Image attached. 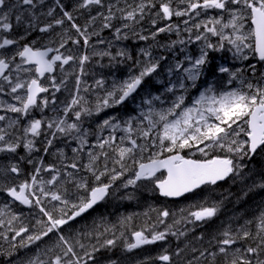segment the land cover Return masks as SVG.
<instances>
[{
    "label": "snow or ice",
    "instance_id": "obj_1",
    "mask_svg": "<svg viewBox=\"0 0 264 264\" xmlns=\"http://www.w3.org/2000/svg\"><path fill=\"white\" fill-rule=\"evenodd\" d=\"M57 4L62 8L63 5L56 0ZM102 0H83L81 7H88L89 5H100ZM184 2V0H181ZM7 0H0V9L6 6ZM24 5H33V0H22ZM229 4L242 5L243 9L247 12V17L243 15L239 8L230 10V20L228 23L221 25L220 30H217L215 25L221 24V20L217 19L213 23L212 27H208L205 24V28L208 32L213 35H220L222 40L228 41L232 46H234L236 53H242L243 49H250L253 53L258 54L259 59L264 61V0H187V8L184 11L175 10L170 6L169 3H161L160 8L164 17L171 18L172 16H183L187 15L189 11L196 9H220L229 10L227 6ZM144 5H140V11L143 12ZM52 9L49 10V15L52 14ZM199 14V13H197ZM64 16L68 20H72V15L65 11ZM128 19L135 18V12L129 11L127 13ZM17 23L21 22V16L17 15L15 17ZM249 19L251 21L252 27L247 33L242 30L244 28L243 21ZM63 20L57 19L55 24H62ZM187 23V21H185ZM52 27L51 24L47 25L46 28L40 29L41 31H46ZM73 27L80 29L77 25L73 24ZM109 27V25H105ZM197 28L200 25H196ZM231 28L232 33L230 35H223V30L226 28ZM13 24L9 22V13H0V30L5 32L11 31ZM171 30V26H169ZM159 31H165L161 28ZM119 32V29H117ZM81 36H84L83 32H80ZM146 39V37H141ZM2 42H0V49H5L7 46L16 43L15 40L3 37ZM197 40L201 39L200 36L196 37ZM87 43V37H85V44ZM63 47V45H61ZM207 48H215L214 45L207 44ZM223 47V45H221ZM53 49L48 48L41 50L39 48H33L31 46H24L21 51H18L11 58L0 57V93L4 91V84H7L11 90V93H17L18 89H26V94L22 98L19 95H15L14 99L20 101L21 106L16 107L14 104L7 105V109L15 112L28 114L29 110L37 106L38 97L40 93H45L48 91L46 87L41 86L39 78H33L30 81H23L19 76V71L28 72L30 69H21V65L17 64V76L15 81L13 80L11 72L7 75L6 70L10 69L11 61H14L16 56L22 58L23 63L34 65V71L38 74V77H43L46 73H51L54 69V65L57 61L63 62V64H68L70 60L73 59L72 56L62 57L61 55H55L49 58V52ZM147 54V53H146ZM120 55H125L121 52ZM247 58V57H244ZM88 56H83L81 58V63L86 61ZM187 59H191L188 57ZM207 51L202 50L199 58L195 59L192 63L191 68H184L183 71L187 73V79L195 81L201 75V68L207 65ZM159 67V62L151 63L146 66L138 76L131 77L130 79L123 82L122 85L117 89L119 95L116 92H109L107 97L103 99L96 108L99 112L101 107H111L123 103L132 93H134L137 88L142 84L146 76L151 75L156 72ZM182 65L178 62L176 68H181ZM219 72H229L226 67H219ZM172 69H169L171 72ZM235 77L236 73H231ZM231 81H229L230 83ZM102 83V82H97ZM180 88H184L183 82L179 84ZM247 88L249 91H242L240 89H233L225 92H216L213 88L209 87L204 92H201L199 97L196 98L191 106H184L185 97L183 95L177 97L173 102L172 107L168 108L166 111L154 113L152 109H149L147 113H142L149 123L150 128L157 127V124L162 122V134L159 136V148L160 151L155 154V158H150L148 163H138V171L135 172L134 178L127 181V185H135L137 181L140 180H153L159 192L166 197H180L185 193L192 192L193 190L199 188L202 185L216 184L218 181L224 180L230 175L237 172L238 168L242 165H237L234 160L228 156H214L207 159H192L186 158L181 155L180 152L184 149L196 148L197 151L202 153L205 157L208 156V152L205 149L220 148L224 149L229 153L237 154L241 159L247 156L251 158V155L257 152V149L264 148V87H255L252 84H248ZM254 88V91H252ZM58 90V86H57ZM171 91L172 89H168ZM159 99V97H156ZM111 101V103H110ZM80 103L79 99L73 98L71 104L68 108H65V113L70 110L72 105H77ZM151 103V101H149ZM48 100L43 99V105H47ZM4 105L0 104V107ZM177 109L180 111L177 112ZM84 113L90 114V110L87 108L83 109ZM153 115L158 117V120L153 119ZM81 116V112H75V117L77 121ZM169 117H174L169 119ZM5 116L0 115V120H4ZM13 123H16L15 121ZM42 123H45L48 128L56 127L60 133L67 134L71 130L79 131L78 124L76 122L70 123L67 127H63L65 121L60 120L58 122H42L37 119L30 123L26 132L31 133L34 137L40 135V130ZM105 126H111L113 129L119 127L118 124H112L109 120L104 121ZM235 125V127H233ZM128 133L133 132L131 122H128V127L126 128ZM241 133L244 134L246 139L239 140ZM149 131L141 130L140 135L147 138L149 136ZM5 135L3 129H0V141L5 140ZM114 137H110L109 140H105L100 147L103 148L105 144H109ZM124 138H121L123 142ZM131 143V147H119L117 149L119 154V159L116 163L120 164L122 169L121 172L112 175L111 180L115 181L120 176L124 174L128 169L122 161L126 157H131L136 149L144 151V146L138 145L136 139H133L131 135L127 137ZM167 141L168 145L165 147L164 142ZM87 141L81 137V146L86 144ZM152 143L155 144V141ZM51 144V141H48ZM203 145V147H201ZM19 144L7 143L5 148H0V151H10L15 152ZM26 148L32 150L33 142L31 140L25 145ZM247 149V150H245ZM74 151H76L74 149ZM167 152L172 153L168 155L165 159H159L161 153ZM106 155V154H105ZM89 164L86 166L90 171L93 170V164L98 159L89 152ZM136 163V161H134ZM70 167L72 169H77L78 165L73 162ZM161 169H166L167 175L164 178L156 176V173ZM50 171H56L54 167L50 166ZM9 171L12 173H19L20 169L13 165ZM107 168L104 172H100L99 175L95 176L97 181L100 180L107 172ZM115 172V169L111 170ZM39 172V169H37ZM69 179L72 178V173L66 174ZM59 177V172L56 171V175L47 181V184L54 185ZM42 181H37L36 176H32L31 183L25 181L19 184L17 187L8 188L7 191L12 197L20 201L23 204L31 205L35 203L36 205L41 204L40 196H37L36 191L32 189L38 184L40 185L38 191L44 197H50L53 201H61L64 205H68L67 200H62V196L59 192H45ZM264 187V185H260ZM80 188H84L88 191L87 198H81L79 204H72L73 209L72 215L68 216L67 219L63 218L64 209L61 208V217L54 218L50 212L44 210L41 207V212L47 217L44 222L45 231H42L38 235L28 236V242H33L42 239L43 236H47L54 230H58L61 225L68 223V220L74 219L76 216H80L82 213L93 208L95 204L103 200L108 193L110 184H100L97 187H93L90 190L87 188L85 183H80L78 185ZM34 198V200H33ZM217 213L216 207H201L197 211H192L189 213L191 217L196 221H204L215 216ZM2 214V213H0ZM169 215L168 211H163L161 213L162 217H167ZM13 219H16L14 216ZM2 223V221H0ZM11 224V221H9ZM27 228H21L16 231L15 235L20 236L21 233L27 232ZM174 234V233H173ZM135 237V242L127 244L129 250L139 248L142 245L152 244L156 241H161L166 238V233L158 232L153 233L150 236L146 235L144 231H137L133 233ZM225 237L219 243L224 246L233 245L237 242L229 232H224ZM252 233L248 231L243 232V236L240 238L251 237ZM256 236L259 238L258 243L255 247H248L246 252L257 257L255 264H264V259H259V254L264 252V214L259 218V231ZM60 241H62L66 250L64 256L71 254L72 257H76V253L73 250L72 245L69 244L63 236H60ZM114 240H107L105 245H114ZM23 246V245H22ZM103 246V245H102ZM83 247V245H81ZM96 249H93L95 251ZM219 251L221 253L227 252L226 247H220ZM237 251H239L237 249ZM203 255V253H201ZM214 255V254H213ZM89 259H92L91 253H85ZM160 260L169 262L171 261L170 255H162L159 257ZM34 264V262H31ZM54 264H81V258L76 257L75 259L64 260L63 257L57 255L55 257ZM87 264V261H84ZM191 264V262H189ZM230 264H253V260L245 259L243 256L237 257L230 261Z\"/></svg>",
    "mask_w": 264,
    "mask_h": 264
},
{
    "label": "rangeland",
    "instance_id": "obj_2",
    "mask_svg": "<svg viewBox=\"0 0 264 264\" xmlns=\"http://www.w3.org/2000/svg\"><path fill=\"white\" fill-rule=\"evenodd\" d=\"M181 0H180V4H181ZM238 7H236L235 5V9L239 8L241 10V12L243 13V15L245 17H247L246 15V11L243 9L242 5H237ZM180 11H182V9H178ZM244 23V28H243V32L246 33L247 32V27H246V19L243 21ZM143 27L142 25L138 26V32L140 33V36H144L145 35V31H143ZM98 29H96L95 31H97ZM114 30V29H112ZM226 31L228 30V28L225 29ZM115 32V30H114ZM117 32V29H116ZM225 31H223V35ZM139 36V39L136 40V43L134 44L135 46V55H136V63L133 67H129L127 68L126 72L123 73V75L118 76V77H112L110 78V80H106L104 78H100L101 76H95L92 77L90 80L87 79V86L79 84V91H78V95L76 97V99L80 100V103L75 105V106H97L103 99H105L107 97V94L109 92H116V95H119V92L117 91V89L120 87V85L123 84L124 81L130 79L131 77L134 76H138L140 74V72L146 67L149 66L151 63H155V61H159L160 58L162 57L160 55V50H166L167 51V47L169 49L168 52H170L169 54V58L168 59H172V60H168L167 63L165 64V68L163 69L164 71H167V81L165 78V82H164V86L167 89V93L170 94L168 97L165 96H158L159 99L156 98H141L140 95H138V100L137 101H132L130 104L131 106H139V104H141L142 106V110L139 111L138 114H132L130 116H125L121 121L119 120V122L117 121H113V119H111V117H107L104 113L106 111V107H101V110L99 112H93L94 114H100L102 112L103 115L98 118L95 122H93L94 124H98L100 123L101 125V130L98 131L97 133H95L93 135L94 140H91L90 142L87 141L86 144H84L83 146H81V138H78L80 140V145L77 144L76 145V151H74L72 154H75L74 156H72V158H76L75 163L78 165L77 169L75 170H71V171H76L78 170V168H80V171L82 172L81 176H72L71 179H67L69 182H71L72 184L76 185V190L74 191V199H75V204H79L81 198H85L86 195V190L84 188H80L78 187V185L80 183H85L87 185V188L89 186L92 185L95 186L98 181L95 179L96 175H99L100 172H104L107 168V172L104 176H102L100 179L102 178H107V180L110 182V184H114V182L111 180L112 175H115V172H112V169H115V167H113V164H117V166L119 168L120 164L116 163V161L118 160H113V161H108L109 153L111 152L112 154H118L117 149L119 147H131V143L130 141L127 139V137L129 135H131V137L133 139H136L137 137L142 138V135H140V131L143 130L140 126V118H141V112H148L149 109H152L154 113L156 112H162V111H166L168 108L172 107L173 102L177 99V97L183 95L185 97V101H184V106H191L192 102L199 97L201 92H204V90H201L200 88H198L197 86V82L199 80L196 79L195 81L189 80L187 79V73H185L183 71L184 68H191L192 66V62L191 59H187L188 57H190V54H188L187 52H179L176 51L174 49V45L173 47L171 46H163L161 48H159L158 50H154L153 47L149 48L147 47L145 44V48H141L140 47V43L144 42L143 39ZM89 41V38H87V43ZM101 42L100 47H94L95 50L97 52H99V54H103V49H102V45L103 48L105 49V52H107L106 49H108L106 46L108 45L107 42ZM77 43V42H76ZM86 43V45H87ZM118 44H120V42H117ZM157 47H159V45H157ZM118 51L121 53H125L129 56V54H131L133 52L132 47H130L128 44L124 43L121 44L120 47H118ZM140 52L144 53V58H140ZM147 53V54H146ZM173 55V56H171ZM86 56H88V53L86 54ZM164 56V55H163ZM168 57V56H166ZM178 57H181V60L178 59ZM89 58V56H88ZM191 58V57H190ZM183 59V60H182ZM150 61V63L148 62ZM180 63L182 65L181 68H176V64ZM87 64V60L84 62V65L86 66ZM88 67H90V64L88 65ZM158 69V68H157ZM169 69H172L171 72H169ZM147 77V76H146ZM78 80L76 82H79L80 80H82L83 78H77ZM246 79V75L244 73H237L235 75V77H233V81H231L230 83H233V86L227 90H233V89H240L242 91H247L246 89L243 88L244 81H239V80H245ZM67 80V79H64ZM75 80V79H74ZM158 80V79H157ZM90 82V84H89ZM97 82H102V83H97ZM159 82V81H158ZM183 82V84L185 85L184 88H180L179 84ZM93 87H95L96 89L94 90ZM264 87V85H263ZM168 89H172L171 91H169ZM149 101H151V103H149ZM111 103V101H110ZM42 108L40 107V112H42L43 110H45L46 108H48V104L47 105H43L42 104ZM115 106H120L118 105H114L112 107ZM5 108H7L6 106H4ZM97 108V107H96ZM180 110L177 109V112H179ZM0 115L5 116L4 120H0V122H4V124L0 123V129L4 130V133H6L7 130H9V128L11 129L10 133L8 132L7 135H5V140L4 141H0V148H5L7 143H13V144H19V133L16 132L15 129L18 128L19 125V119L18 116L15 115V112L12 111H7L6 113H2ZM174 117H169V119H172ZM153 119L154 120H158V117H156L155 115H153ZM105 120H109L112 124H118L119 127L115 128L113 130V128L111 126H105L104 125V121ZM16 123H13V122ZM131 122V126L132 128H136L133 129L132 133H128L126 131V128L128 127V122ZM78 124V122H76ZM146 125H149L148 120L146 119L145 121ZM134 126V127H133ZM235 127V125L233 126ZM152 129H156V131L153 132L154 138H155V142L158 145V149L157 152L160 151L159 148V136L160 134H162V122L157 124V127L152 128ZM109 130H113L109 137L107 138L108 132ZM83 130H79L76 131V135L77 137L82 136ZM87 133H90V126L87 127ZM158 135V136H156ZM110 137H114V140H111L109 144H105L103 148L100 147V144H102L105 140H109ZM99 138V139H98ZM121 138L123 139V142L121 140ZM246 139V137L244 136L243 133H241L239 140H244ZM165 147L168 145V142L165 141L164 142ZM89 145V146H87ZM201 147H203V145H201ZM153 148V147H151ZM38 146L36 144V142H33V148L32 150H29L27 148V154H33L35 151H37ZM139 149V148H138ZM220 148H212V149H205V151L207 152H213V151H218ZM224 150V149H222ZM247 150V149H245ZM1 152V151H0ZM5 153H8L9 158H13V154L14 152H10V151H3ZM89 152H91L94 156H97L98 159L94 162L93 164V170L90 171L86 166L89 164ZM190 152L192 154H195L196 152H199L196 150V148H193L192 150H190ZM106 154V155H105ZM235 154V153H234ZM237 155V154H236ZM20 156V154H19ZM247 156L243 157V159H246ZM100 159H102L103 161H101ZM241 159L240 157L238 159H236L237 161V165H242V167L238 168L237 173H240V171L242 170V168L244 167V160ZM100 160V161H99ZM132 160L133 158L130 157H126L124 159V161H122L125 165V168L128 169L127 171L124 172L125 174V178H127V181L129 179H133L134 178V174L132 175L130 171V169L132 168L133 164H132ZM31 162V161H29ZM112 165V166H111ZM84 171H86L84 173ZM91 172L92 175L88 172ZM130 172L131 175H126ZM8 178L5 179H1L0 180V185L1 184H8ZM44 182V181H42ZM39 184L38 186L34 187L32 190L36 191L37 196H39L40 192L38 191L39 188ZM61 187H63V184L59 185ZM43 187L45 192H47L46 190V185L45 182L43 183ZM57 186H55L56 188ZM7 190H5L4 187L0 186V198H2V195L6 193ZM51 191H56L59 192L58 189H54L52 188ZM60 193V192H59ZM111 204V203H110ZM113 206H110L111 208H117L118 205L117 204H112ZM41 206V204H40ZM208 207V206H205ZM51 208L57 210L60 212V209L63 208L64 209V214H68L69 211H67V207L66 205H58L57 203H55V201H51ZM183 209L188 210V212H192V211H197L198 209H195L192 205L191 206H182ZM164 210H161L160 212H158L156 214L155 212V217L150 218L151 221L148 222V218L150 217V213H146L143 212L141 214V218L144 219L146 221V224H144L148 231L150 232V235L153 233H158V232H162L165 231L166 228L164 227V221H165V217H161V213ZM3 212V207L1 206L0 203V213ZM1 215V214H0ZM15 216H20V214H16ZM61 217V215H60ZM59 217V218H60ZM34 220L29 223L26 218H18L16 220L11 221V224H9L10 218L5 219L4 217H2L0 219V221H2V223H0V264H31V262H34V264H54L55 261V257L57 255L61 256L64 258V260H68L71 259V257L68 256H64V254H62L63 252H65L66 248L63 245L62 241H60V236H58V232L57 230H54L53 232L49 233L47 236H43L42 239L40 240H36L33 242H28V236L30 235H38L40 234L42 231H45V220L42 219L41 214H36L33 216ZM63 218L65 219V216L63 215ZM247 219H249L250 221H257L256 217H251V216H246ZM162 224V225H161ZM62 226H66V225H62ZM21 228H27L28 231L27 232H23L21 233L20 236H16L15 233L16 231H19ZM70 228L66 227V231H69ZM129 241L133 242V238H131V236L128 237ZM165 240V239H164ZM164 240L161 241H156V242H163ZM68 242H73L72 239L68 240ZM23 245V246H22ZM84 248V247H83ZM82 248V249H83ZM167 246L164 245H160L157 248L153 249V252L157 251L158 249H167ZM180 250L184 251L187 254H197L201 260H206L208 258L207 253L205 252L204 248L202 247V245L198 244V243H188L185 245H182L181 247H179L177 249V252L179 253ZM147 252V253H146ZM141 253H146L144 255V257H148L150 254V251H148L147 249L145 251H141ZM201 253H203V255H201ZM166 253H164L163 255H165ZM170 255V254H167ZM245 259H251L253 260V264H255L257 257L253 256V255H247L244 257ZM259 259H262L259 256ZM177 260L180 264H186L188 261V255L186 254H181L179 253L177 255Z\"/></svg>",
    "mask_w": 264,
    "mask_h": 264
},
{
    "label": "trees",
    "instance_id": "obj_3",
    "mask_svg": "<svg viewBox=\"0 0 264 264\" xmlns=\"http://www.w3.org/2000/svg\"><path fill=\"white\" fill-rule=\"evenodd\" d=\"M256 164H258L259 168L264 167V162H257ZM141 190L142 191H140V194L135 195L134 197L126 196L125 194H122V193L118 194V199L120 200V202H118V203L113 202V203L109 204L108 210L111 213L116 212L117 208H111L110 207V206H113L112 204H117L118 206H121L125 211L126 210L132 211L133 209L137 208V204H139V202H142V201H144L143 203L145 205L148 202V201H146V198L149 195L147 194V196H145V193H144L145 191L143 189H141ZM226 191H227V193L224 194V197H223L225 202L221 206V212L223 210L227 213L229 212L230 216H232L231 218L235 219L236 223L242 221L243 218H241V215L242 216H251V217H257L259 215L257 208L259 206H261V208H262L264 205V194H263L264 190H263V188H261V187L256 188V189L250 190V191L245 193L244 189L241 186H237L236 184H232L231 182H228V183H225L224 185L219 186L217 193L219 194V193L226 192ZM115 200H117V199H115ZM110 201H112V199ZM246 204H249V205H246ZM109 211L107 212V214L109 216H111V219H113V215ZM100 215H101V217H103L102 211H101ZM223 217H225V216H223ZM134 219H136V220H134ZM136 221H138V223L141 224V221L138 218L134 217L133 220H131L128 223L126 230L133 231L137 227ZM222 222H223V219L221 218L218 220V223L208 222L204 226H200V228L197 227V224H194L193 226L187 227L185 230V232L188 234L187 240H189L190 242L195 241L196 238L194 235L198 234L199 231L204 232L205 234H208L206 232H208L209 230L210 231L212 230L213 232L210 233L211 235H213V234L221 235L223 233V231L229 232L228 229H225L224 227L220 226V224ZM255 222L256 221H253V223H255ZM229 233H232V232H229ZM251 233H252V236L245 238V239L249 243L254 245L257 242L258 237L256 236V232H254L253 230ZM112 237H116V233H113ZM218 237L224 239V236H218ZM109 238L110 237H108L107 239H109ZM250 240H252V241H250ZM108 248H110V247L108 246Z\"/></svg>",
    "mask_w": 264,
    "mask_h": 264
},
{
    "label": "flooded vegetation",
    "instance_id": "obj_4",
    "mask_svg": "<svg viewBox=\"0 0 264 264\" xmlns=\"http://www.w3.org/2000/svg\"><path fill=\"white\" fill-rule=\"evenodd\" d=\"M7 6L0 10V13L7 12L9 13V22L13 24V28L9 32H5L3 30H0V38L6 37L12 40H15L16 43L14 50H9L7 47L5 49H0V57L4 58H11L13 55H15L18 51H21L24 46H32L34 48H41L43 47V40H44V33L40 29H42V25H36L35 23L42 22L40 17L31 18L30 22L31 25L34 26L28 31V25H29V17H28V10L29 8L27 5L22 4V0H7ZM19 15L21 16V22L17 23L15 17ZM57 38L51 36V41L54 42V39L58 40V34ZM2 42V39H0ZM13 44V45H14ZM58 45L59 44H51L53 47V53L52 56L59 55L58 51ZM57 46V47H56ZM12 48V46H11ZM20 64L21 69H27V64L22 62V58L19 56H16L14 61H11L10 71L13 77V80L15 81V78L18 74L16 65ZM24 75L23 71H19V76L21 80L26 81V78L22 79V76ZM7 85V84H4ZM6 90L10 91L9 86H6ZM20 90V89H18ZM26 90V89H23Z\"/></svg>",
    "mask_w": 264,
    "mask_h": 264
},
{
    "label": "water",
    "instance_id": "obj_5",
    "mask_svg": "<svg viewBox=\"0 0 264 264\" xmlns=\"http://www.w3.org/2000/svg\"><path fill=\"white\" fill-rule=\"evenodd\" d=\"M161 170H163V169H161ZM101 201H102V200H101ZM101 201H99L98 203H100ZM98 203H97V204H98ZM97 204H95L93 207H95ZM91 209H92V208H91ZM91 209H89V210H91ZM89 210H87L86 212H88ZM86 212H84V213H86ZM84 213H82L81 215H83ZM81 215H80V216H81ZM76 217H78V216H76Z\"/></svg>",
    "mask_w": 264,
    "mask_h": 264
},
{
    "label": "bare ground",
    "instance_id": "obj_6",
    "mask_svg": "<svg viewBox=\"0 0 264 264\" xmlns=\"http://www.w3.org/2000/svg\"><path fill=\"white\" fill-rule=\"evenodd\" d=\"M146 249H143V248H137V251L138 252H141V251H145Z\"/></svg>",
    "mask_w": 264,
    "mask_h": 264
}]
</instances>
